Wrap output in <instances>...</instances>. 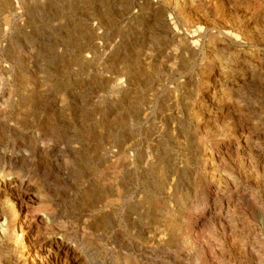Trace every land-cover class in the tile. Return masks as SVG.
<instances>
[{
  "label": "rangeland",
  "instance_id": "374dc122",
  "mask_svg": "<svg viewBox=\"0 0 264 264\" xmlns=\"http://www.w3.org/2000/svg\"><path fill=\"white\" fill-rule=\"evenodd\" d=\"M174 2L164 15V0H0V170L24 180L0 190V264H75L58 240L81 264H210V250L229 257L230 230L259 232L242 207L245 193L264 204L256 50L225 55L193 36L197 52L178 59ZM105 187L129 193L102 220L92 204ZM142 191L145 235L127 211Z\"/></svg>",
  "mask_w": 264,
  "mask_h": 264
},
{
  "label": "bare ground",
  "instance_id": "6f19581e",
  "mask_svg": "<svg viewBox=\"0 0 264 264\" xmlns=\"http://www.w3.org/2000/svg\"><path fill=\"white\" fill-rule=\"evenodd\" d=\"M172 1H175L173 11L176 15L177 23L184 28V32L186 33L183 34L182 32H180L178 34L179 47H177L175 54L178 59H184V57H186V50L188 51L189 55H194L197 52V49L195 50V48H193L195 46H192V42L188 45L185 44L186 37H192L194 39L193 36H196V38L200 37L204 40H207L209 36V42L213 44V49L216 48L217 50L215 51L222 52L225 55H232V51L238 50V48L244 47L245 45H250L255 48L256 52L252 58L253 68L251 69L248 64L249 68L251 69L248 71L254 73V75L255 73H260V75L264 77V53H262L261 51V47H264V0H241L245 4V6L243 5L242 7L241 5H239V7L242 9V16L244 15L245 18H248L247 26H245L246 24L243 26L239 22L240 20L236 15V9L234 5H232L230 0H164V15H167L169 13L168 7ZM219 5H221V8H223H220L221 10H223L222 12H220V15L218 14ZM207 17H211V21H213L216 26L218 25V27L215 26L214 28H203L201 25L203 23V20H205ZM207 24L209 26V23ZM210 25L212 24L210 23ZM247 81L249 82V80ZM248 82L244 81L242 86L244 87V85H246V83ZM2 111V108H0V112ZM116 158L114 159L116 160ZM114 164L116 163L114 162ZM244 164L245 169H247L248 164ZM10 173L11 170H9L8 175ZM8 175L4 172V170H0V190L7 186L13 189H17L19 185H23V179H20L16 176L8 178ZM107 190L108 188L103 189V191H105L103 193L105 194V196L103 194H100L101 199L103 200L102 202L104 203H91L94 210L102 213V220L106 219L105 217H107V214L110 215L109 212L107 213V211L104 210H106V208L108 207H112V205L110 204L111 199H115L116 196H121V193H123L125 196L129 193V191L126 189H124L123 192L117 189L115 191L116 194H114L113 188L111 187L108 192ZM142 194H144V191L139 192L137 194V198L134 201L128 203L127 211L128 218L131 221L133 227L137 228L139 232L144 233V228L142 227L143 225L139 223L140 219L137 218L138 211L143 210L144 200L142 198ZM244 198L245 199L242 201V207L245 213V219L246 221L250 218L256 219L258 222L257 224L260 228L259 232L251 233L250 229H248L247 226L243 230L245 235L244 237L243 235L239 234L237 236L232 230H230L229 234L222 242L223 246L228 249L227 251L229 252V257L225 260H219L213 253V251L210 250L208 253L210 264H264V204L259 203L258 200L255 197L251 196L249 193H245ZM10 202L11 207H14V210H11L13 212L16 210V203L13 200ZM207 213L210 218H213L214 221L219 222L228 220L229 217V213L224 212L223 209L217 211L215 204L211 205ZM16 214L18 217L19 213L17 211ZM12 216L13 215H10L9 217ZM0 227H2L3 229V225H1ZM162 233L163 231H161V229L158 227H156L152 232H149L145 237L147 240V248L152 250H157L158 248H160L163 241L165 240V237L162 235ZM55 245L60 250V252L65 253V255L67 256L70 255L74 259L75 264H81V257L78 255L76 247L74 245L64 240L55 241Z\"/></svg>",
  "mask_w": 264,
  "mask_h": 264
}]
</instances>
